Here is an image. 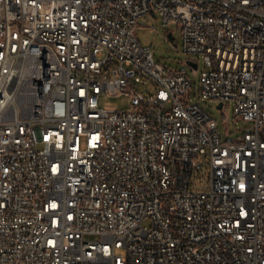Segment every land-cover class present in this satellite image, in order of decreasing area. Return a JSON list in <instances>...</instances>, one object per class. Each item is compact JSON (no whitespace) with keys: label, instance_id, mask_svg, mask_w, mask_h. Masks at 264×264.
Segmentation results:
<instances>
[{"label":"built area","instance_id":"built-area-1","mask_svg":"<svg viewBox=\"0 0 264 264\" xmlns=\"http://www.w3.org/2000/svg\"><path fill=\"white\" fill-rule=\"evenodd\" d=\"M151 13L196 99L141 48ZM0 264H264V0H0Z\"/></svg>","mask_w":264,"mask_h":264},{"label":"rangeland","instance_id":"rangeland-1","mask_svg":"<svg viewBox=\"0 0 264 264\" xmlns=\"http://www.w3.org/2000/svg\"><path fill=\"white\" fill-rule=\"evenodd\" d=\"M171 32L173 39L170 40L167 34ZM136 36L143 50L151 51L153 57L168 67L178 68L192 80L191 97L196 99L199 86V76L204 68L202 59L198 56L186 55L181 50V35L176 25L168 27L162 26L160 15L156 13L143 15L138 18ZM187 60H198L197 72L194 74L192 68L185 64ZM137 91L143 95L153 90V85H138ZM99 104L106 109H125L128 107V99L125 95H111L102 93L99 96ZM201 106L208 111L216 121L217 128L222 134V139H235L241 133L247 131L251 123L242 119L235 118L232 102H226L221 109L215 100H200ZM196 186L207 187V174L198 173ZM122 252V251H120Z\"/></svg>","mask_w":264,"mask_h":264},{"label":"water","instance_id":"water-1","mask_svg":"<svg viewBox=\"0 0 264 264\" xmlns=\"http://www.w3.org/2000/svg\"><path fill=\"white\" fill-rule=\"evenodd\" d=\"M151 15L154 16L153 13H151ZM167 37H168V39H170V40L173 39V36H172L171 32H169V33L167 34ZM188 64H190V65L193 66L194 68L196 67V64H195L194 62L189 61V60H188ZM219 106H220V104H218V107H219Z\"/></svg>","mask_w":264,"mask_h":264}]
</instances>
